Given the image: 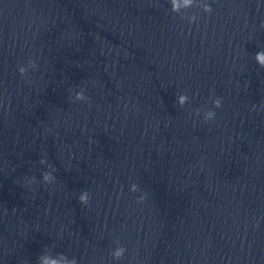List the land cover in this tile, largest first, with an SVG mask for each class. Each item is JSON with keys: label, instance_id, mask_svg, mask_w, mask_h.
I'll return each mask as SVG.
<instances>
[{"label": "clouds", "instance_id": "9594fccd", "mask_svg": "<svg viewBox=\"0 0 264 264\" xmlns=\"http://www.w3.org/2000/svg\"><path fill=\"white\" fill-rule=\"evenodd\" d=\"M205 11L207 12V13H211V11H212V9H211V7L207 4L206 6H205ZM257 60L259 61V63L261 64V66H264V54H257ZM29 65L31 66V67H33V68H35L36 67V64H35V61H33V60H30L29 61ZM18 71H19V73L23 76V75H25V69L23 68V67H21V66H19L18 67ZM86 99V97L84 96V93H83V91H80V92H77L76 93V100L77 101H82V100H85ZM186 99V97H180V101H181V103H183V101ZM214 104H215V108H220L221 106H222V100L220 99V98H216L215 99V101H214ZM215 118V112H209L208 113V119H211V120H213ZM43 162V161H42ZM50 174H47V173H44L43 174V180H44V182L45 183H48L49 182V180H50ZM138 189V185H136V184H134V185H132V190L133 191H135V190H137ZM145 199V197H143V196H141L138 200H137V203H140V202H142L143 200ZM79 200H80V202H85V200H86V196L84 195V194H82L80 197H79ZM258 226V225H257ZM125 252H126V249L124 248V247H121V248H119V249H117L114 253H113V255H114V257H116V258H121V257H123L124 256V254H125ZM41 264H48V261L47 260H45V259H43V258H41ZM53 264H54V262H53Z\"/></svg>", "mask_w": 264, "mask_h": 264}]
</instances>
